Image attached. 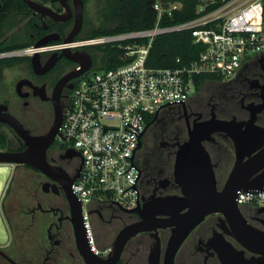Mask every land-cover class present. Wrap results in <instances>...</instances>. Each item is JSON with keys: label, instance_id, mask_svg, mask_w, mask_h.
Segmentation results:
<instances>
[{"label": "flooded vegetation", "instance_id": "af4514ba", "mask_svg": "<svg viewBox=\"0 0 264 264\" xmlns=\"http://www.w3.org/2000/svg\"><path fill=\"white\" fill-rule=\"evenodd\" d=\"M51 1L40 4L58 13L64 12L61 4ZM83 1L81 36L88 29L86 0ZM69 5L73 9V18L66 22H55L50 17L42 18L32 12L29 21L34 30L28 32L24 29L21 40L37 36L39 41L52 33L61 37L57 28L67 23L70 24L69 34L75 20L74 0H70ZM86 51L94 61V54L89 49ZM60 53L40 54L36 64H33L34 56L4 58L13 60L6 65L1 64L3 59H0V116L8 114L15 118L30 136H46L53 127L56 107L64 117L70 103L77 80L72 78L77 64L59 58ZM211 122L230 124L236 137H248L253 127L264 129V56L243 65L233 79L211 81L200 90L196 89L182 105L159 115L155 125L147 131L142 148L135 153V161L141 169L142 188L140 203L134 208L137 211L122 209L115 204L93 203L87 209L88 229L83 207L81 210L72 208L69 202L71 183L81 172L82 157L72 145L64 142L59 129L46 151L54 170V180L29 165H15L27 173L24 188L30 200L21 236L15 240H34L29 251H17L11 259L17 264H87L82 256V252H88L86 242L91 253L96 255L90 248V238L101 252L108 250L107 254L97 256L113 258L120 234L144 219L149 230L130 236L112 264H223L220 252L225 246L251 258L253 254L233 237L228 220L215 212L205 216L189 232L170 262V243L175 227L168 222L173 221V215L179 209L162 208L156 201L183 197L176 184L177 160L185 151L189 152L191 138L197 131L196 136H206L205 130ZM202 144L210 155L217 191L221 192L237 160L235 140L227 132L219 131ZM27 148L25 141L9 125L0 122V151L21 152ZM188 211L186 208L178 214L184 215ZM241 212L250 226L264 233V213L254 207L241 209ZM154 215L157 220L150 219ZM0 264L12 263L0 255Z\"/></svg>", "mask_w": 264, "mask_h": 264}, {"label": "built area", "instance_id": "2783aa9c", "mask_svg": "<svg viewBox=\"0 0 264 264\" xmlns=\"http://www.w3.org/2000/svg\"><path fill=\"white\" fill-rule=\"evenodd\" d=\"M153 8L157 19L151 29L95 38L78 37L71 43L59 41L38 48L39 54H51L113 45L123 49L129 59L122 66L92 73L93 61L91 69L77 78L60 127L64 142L84 158L73 191L81 200L87 229V209L93 203L119 206L113 203L118 202L124 209L137 207L136 190L139 200L142 193L140 177L135 184L139 171L129 170L131 159L125 157H132L138 144L136 135L140 136L146 128L139 137V142L143 140L159 115L183 103L162 107L155 119L161 106L188 101L197 89L195 78L198 76L215 77L211 81L226 80L236 75L243 65L264 56V0H198L196 18L168 26L162 25L164 19L174 18L181 5L175 0H156ZM181 31H189L193 44L202 47L198 59L181 68L149 67L148 56L155 39ZM251 53L257 55L252 58ZM33 56L35 45L0 53V59ZM180 62L178 58L177 63ZM137 150L132 162L141 171L134 159ZM134 184L136 190L131 188ZM237 204L242 210L264 207V190L240 192ZM89 244L96 255L108 253V250L101 252L92 238Z\"/></svg>", "mask_w": 264, "mask_h": 264}, {"label": "water", "instance_id": "95a60500", "mask_svg": "<svg viewBox=\"0 0 264 264\" xmlns=\"http://www.w3.org/2000/svg\"><path fill=\"white\" fill-rule=\"evenodd\" d=\"M69 1L70 0L51 1L52 3L61 4L62 8L64 9L63 13H58L49 6L30 0H24V3L35 15L39 14L42 18L50 17L55 22H66L73 18V9L70 7ZM74 4L75 20L74 26L70 33L65 38L60 37L58 34L52 33L37 41L35 44V56L32 59L33 64H36L39 61L40 54L38 52V48L59 41L71 43L80 36L84 24V1L74 0ZM59 58H65L79 65L80 68H77V70L74 72V76L72 77L74 79L89 71L93 65L91 56L86 50H63L60 53ZM174 103H184V101L172 102L161 106L157 110L155 119L157 118L158 112L162 107ZM62 121L63 115L59 108L56 107V117L51 131L46 136L33 137L29 135V133L15 118L8 114H3L0 116V122L9 125L25 141L28 147L26 150L21 152L0 151V165H7L12 168L15 165L26 164L54 180V170L47 160L46 151L58 135ZM229 125L230 124L226 122H211L209 123V128L205 130V137L196 136L198 131L192 136L189 144V152L185 151V153L181 154L176 163V184L181 188L183 197H172L156 201V203L160 204L162 208L173 210L179 209L178 213L180 210H184L186 208L189 209V211L184 215H180L178 213L176 214L177 211L174 210L176 212L173 215V221L168 222V225L175 227L174 235L170 243L172 249V253L170 255L171 263L174 260L176 250L179 248L189 232L201 220H203L205 216L209 215L210 213L219 212L230 223L233 230L232 235L237 240V242L243 246L244 249L253 254L251 258H246L243 252H238L231 246H225L220 252L222 263L264 264V233L253 228L247 223L242 215L241 209L237 204V196L240 192L246 191L249 193H257L264 190V129L253 127L251 130V135L248 137H236L233 134V129H231V126ZM125 131L128 130L125 129ZM219 131H225L234 138L237 150L236 163L230 172L226 184L221 192L217 191V183L210 155L202 144L203 140L208 138L211 134ZM143 132H139L140 136L143 134ZM200 134L202 135V131H200ZM140 136L136 135L138 144H136L137 147L134 149L132 157H125L131 159V168L129 170L135 168L139 171L135 184L141 175V171L133 165L132 160L135 150L137 148L139 150L143 146V140H140L139 142ZM62 137L64 139L63 135ZM81 157L83 168L84 158L82 155ZM80 173H78L73 178L69 197V202L72 208L75 207L79 210L82 209V204L81 200L76 197L73 191V184L75 181H77ZM135 184L131 188L136 190ZM136 192L137 204H139V194L137 190ZM113 203H117L122 209H124L118 202ZM258 210L264 213V207ZM130 211H137V209ZM164 214L166 213L164 212ZM156 217L157 216L154 215L151 216L150 219L153 220L156 219ZM145 222L147 221L144 219L139 224L129 226L120 234L115 244L116 251L113 258L110 256L104 258L92 254L86 242L88 252H82L85 262L87 264H112L113 262H116V256L117 258L119 257L126 241L130 236L145 230H149ZM162 226L165 225L162 224ZM0 255L10 263L17 264L8 255H6L4 251L1 250V248Z\"/></svg>", "mask_w": 264, "mask_h": 264}, {"label": "trees", "instance_id": "16d2710c", "mask_svg": "<svg viewBox=\"0 0 264 264\" xmlns=\"http://www.w3.org/2000/svg\"><path fill=\"white\" fill-rule=\"evenodd\" d=\"M181 5L174 18L166 17L163 26L188 22L196 18L198 0H175ZM101 26L92 28L79 37L95 38L110 36L126 32L143 31L155 26L157 13L153 6L156 0H96ZM32 11L21 0H0V53L34 45L37 36L21 40L22 32L28 29L32 32L33 25L30 18ZM70 24H63L59 28L62 38L68 34ZM52 31L54 29L52 28ZM35 34V32H34ZM94 63H100L103 69H112L128 62L125 51L118 46L106 45L95 47ZM91 51V49H89ZM202 47L193 44V37L189 31L167 33L158 36L149 53L147 64L153 68H181L190 66L198 59ZM92 52V51H91ZM180 58L181 62L177 63ZM13 60L3 59L1 64H8ZM215 77L204 75L195 78L197 90L214 80Z\"/></svg>", "mask_w": 264, "mask_h": 264}, {"label": "crops", "instance_id": "0c3cea01", "mask_svg": "<svg viewBox=\"0 0 264 264\" xmlns=\"http://www.w3.org/2000/svg\"><path fill=\"white\" fill-rule=\"evenodd\" d=\"M0 175V247H5L10 241L20 238L30 200L24 188L28 179L24 169L0 165Z\"/></svg>", "mask_w": 264, "mask_h": 264}, {"label": "rangeland", "instance_id": "374dc122", "mask_svg": "<svg viewBox=\"0 0 264 264\" xmlns=\"http://www.w3.org/2000/svg\"><path fill=\"white\" fill-rule=\"evenodd\" d=\"M85 13H86L85 15L86 16V26L88 28L85 30V32H88L90 27L99 28L101 26V21L99 18V11H98L96 0H86V12ZM90 49L94 55L97 54L94 48H90ZM256 55L257 53H251L252 58H254ZM101 68H102V65L98 62L92 67L91 72L93 73L95 71L100 70ZM234 77L235 75H232L229 79H226V80H231ZM194 93L195 92H192V95ZM145 139L147 140L146 137H144L143 140ZM33 240L34 239H31V238H25L23 240L22 239L13 240V241H10V243L7 246L0 247V248H2L8 254V256H10V258H14L13 255L17 251H29L32 247Z\"/></svg>", "mask_w": 264, "mask_h": 264}, {"label": "bare ground", "instance_id": "6f19581e", "mask_svg": "<svg viewBox=\"0 0 264 264\" xmlns=\"http://www.w3.org/2000/svg\"><path fill=\"white\" fill-rule=\"evenodd\" d=\"M4 171H5V170H4ZM4 175H5V174H4ZM0 176H1V175H0ZM6 176H8V175H6ZM4 177H5V176H4ZM1 179H2V178H1ZM8 179H9V178H8ZM8 179H7V180H8ZM4 183H5V182H4ZM3 189H4V188H3ZM1 192H3V191H1ZM2 194H3V193H2Z\"/></svg>", "mask_w": 264, "mask_h": 264}]
</instances>
